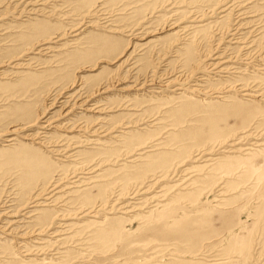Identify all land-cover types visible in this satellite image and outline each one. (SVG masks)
<instances>
[{"label":"rangeland","instance_id":"rangeland-1","mask_svg":"<svg viewBox=\"0 0 264 264\" xmlns=\"http://www.w3.org/2000/svg\"><path fill=\"white\" fill-rule=\"evenodd\" d=\"M0 264H264V0H0Z\"/></svg>","mask_w":264,"mask_h":264},{"label":"bare ground","instance_id":"bare-ground-1","mask_svg":"<svg viewBox=\"0 0 264 264\" xmlns=\"http://www.w3.org/2000/svg\"><path fill=\"white\" fill-rule=\"evenodd\" d=\"M47 121H45L44 123H46ZM48 126V124H46V125H43L42 126V128H45V127H47Z\"/></svg>","mask_w":264,"mask_h":264}]
</instances>
